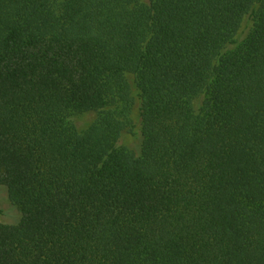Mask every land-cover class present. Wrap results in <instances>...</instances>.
Masks as SVG:
<instances>
[{
	"label": "trees",
	"instance_id": "1",
	"mask_svg": "<svg viewBox=\"0 0 264 264\" xmlns=\"http://www.w3.org/2000/svg\"><path fill=\"white\" fill-rule=\"evenodd\" d=\"M1 189L0 264H264V0H0Z\"/></svg>",
	"mask_w": 264,
	"mask_h": 264
},
{
	"label": "rangeland",
	"instance_id": "2",
	"mask_svg": "<svg viewBox=\"0 0 264 264\" xmlns=\"http://www.w3.org/2000/svg\"><path fill=\"white\" fill-rule=\"evenodd\" d=\"M250 26V25H249ZM247 23L243 27L242 36H245L249 30ZM137 113L134 111V123L136 124L132 133L125 136L123 142L129 146H138L140 142V128ZM76 123L79 129L83 130L87 128L94 120L95 116L93 114H79L75 117ZM21 213L19 209L14 206L8 199L7 193L4 189L0 190V221L17 224L20 220Z\"/></svg>",
	"mask_w": 264,
	"mask_h": 264
}]
</instances>
